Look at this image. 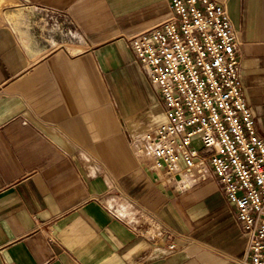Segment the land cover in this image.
Wrapping results in <instances>:
<instances>
[{"label":"crops","instance_id":"crops-1","mask_svg":"<svg viewBox=\"0 0 264 264\" xmlns=\"http://www.w3.org/2000/svg\"><path fill=\"white\" fill-rule=\"evenodd\" d=\"M218 1L264 139V0ZM169 2L0 0V264L245 257L249 236L217 179L179 189L143 149L164 106L128 40L165 19ZM54 12L61 27L48 22ZM74 29L76 52L66 43Z\"/></svg>","mask_w":264,"mask_h":264},{"label":"built area","instance_id":"built-area-1","mask_svg":"<svg viewBox=\"0 0 264 264\" xmlns=\"http://www.w3.org/2000/svg\"><path fill=\"white\" fill-rule=\"evenodd\" d=\"M169 4L165 19L128 40L164 106L165 121L141 136L144 152L179 189L217 179L250 239L239 264H264V139L245 94L237 31L218 0ZM62 16L48 22L61 27Z\"/></svg>","mask_w":264,"mask_h":264},{"label":"rangeland","instance_id":"rangeland-1","mask_svg":"<svg viewBox=\"0 0 264 264\" xmlns=\"http://www.w3.org/2000/svg\"><path fill=\"white\" fill-rule=\"evenodd\" d=\"M1 7V6H0ZM1 14V12H0ZM1 17V16H0ZM4 21V20H2ZM74 35H72V40H67L66 43L68 44V46L74 51H79L81 49V40H82V36L80 34V32H78L76 29L73 30ZM71 37V36H70ZM65 42V41H64Z\"/></svg>","mask_w":264,"mask_h":264}]
</instances>
